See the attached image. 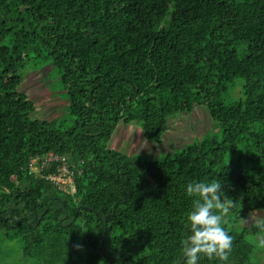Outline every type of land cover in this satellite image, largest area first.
I'll use <instances>...</instances> for the list:
<instances>
[{
  "label": "trees",
  "instance_id": "obj_1",
  "mask_svg": "<svg viewBox=\"0 0 264 264\" xmlns=\"http://www.w3.org/2000/svg\"><path fill=\"white\" fill-rule=\"evenodd\" d=\"M48 64L66 100L51 122L18 91ZM201 106L220 137L162 161L110 149L121 124L159 145ZM50 153L67 158L74 193L48 179ZM212 179L234 202L227 264H259L258 229L240 224L264 210V0H0V250L16 241L64 264L80 244L83 264H178L196 199L186 185Z\"/></svg>",
  "mask_w": 264,
  "mask_h": 264
},
{
  "label": "rangeland",
  "instance_id": "obj_2",
  "mask_svg": "<svg viewBox=\"0 0 264 264\" xmlns=\"http://www.w3.org/2000/svg\"><path fill=\"white\" fill-rule=\"evenodd\" d=\"M46 71L48 72L46 73ZM237 83L241 84V81L237 80ZM240 89V86L234 89L233 96L235 98L241 97ZM18 91L25 93L34 103V113L31 118L51 122L64 117L65 92L62 89L59 76H56L55 70L49 64L39 72L28 70ZM220 134L219 127L209 119L205 107L201 106L195 108L191 113L180 114L177 119L170 120L169 129L159 145L145 142L138 125L121 124L114 134L110 149L119 150L123 147L122 152L127 155L145 154L147 158L152 160L157 158L158 161H162L166 155L173 153L176 149L179 150L205 137H220ZM249 216L264 218V210L247 215L240 224L241 227L252 225L251 220L245 222ZM248 240L255 244L252 261L264 264V248L256 247V237H250ZM3 245L4 247L2 246L0 250V264H38L32 258L24 256V253L18 249L16 241H6ZM84 261H86V250L82 246L79 249L73 247L64 264H83Z\"/></svg>",
  "mask_w": 264,
  "mask_h": 264
},
{
  "label": "clouds",
  "instance_id": "obj_3",
  "mask_svg": "<svg viewBox=\"0 0 264 264\" xmlns=\"http://www.w3.org/2000/svg\"><path fill=\"white\" fill-rule=\"evenodd\" d=\"M186 193L196 199L186 217L190 234L180 242L183 264H199L204 257L227 264L233 248V236L224 225L234 207L233 200L224 196L218 179L209 182L191 181L186 185ZM249 220L258 229L256 247L264 248V218L249 216L245 222ZM75 247L79 249L81 246Z\"/></svg>",
  "mask_w": 264,
  "mask_h": 264
},
{
  "label": "built area",
  "instance_id": "obj_4",
  "mask_svg": "<svg viewBox=\"0 0 264 264\" xmlns=\"http://www.w3.org/2000/svg\"><path fill=\"white\" fill-rule=\"evenodd\" d=\"M38 159H33L31 166V170L34 172H39L42 170L36 163ZM45 162L47 164L51 163H60V166L57 167V175L49 176L48 179L55 182V184L59 185L63 190H68L69 188L75 191L73 186V172L69 169L68 161L66 157H60L54 155V153H50L45 157Z\"/></svg>",
  "mask_w": 264,
  "mask_h": 264
},
{
  "label": "water",
  "instance_id": "obj_5",
  "mask_svg": "<svg viewBox=\"0 0 264 264\" xmlns=\"http://www.w3.org/2000/svg\"><path fill=\"white\" fill-rule=\"evenodd\" d=\"M184 259V258H183ZM183 259L181 260V262H179L178 264H181L183 262Z\"/></svg>",
  "mask_w": 264,
  "mask_h": 264
}]
</instances>
